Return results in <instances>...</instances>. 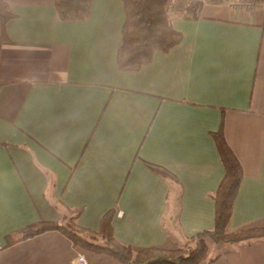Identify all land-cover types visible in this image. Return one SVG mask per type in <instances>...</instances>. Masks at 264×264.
<instances>
[{"label":"crops","instance_id":"obj_1","mask_svg":"<svg viewBox=\"0 0 264 264\" xmlns=\"http://www.w3.org/2000/svg\"><path fill=\"white\" fill-rule=\"evenodd\" d=\"M6 1L16 15L6 38L0 22V264H120L58 230L7 245L63 209H82L94 231L113 210L116 238L136 250L213 229L221 126L244 170L228 229L264 226V2L172 14L183 41L122 71V0H93L69 21L55 0ZM218 254L211 264H264V241Z\"/></svg>","mask_w":264,"mask_h":264},{"label":"trees","instance_id":"obj_2","mask_svg":"<svg viewBox=\"0 0 264 264\" xmlns=\"http://www.w3.org/2000/svg\"><path fill=\"white\" fill-rule=\"evenodd\" d=\"M224 1L208 0L216 4H222ZM254 1L264 2V0ZM92 2L93 0H55L57 16L64 21L84 19L90 14ZM122 2L126 17L122 31V44L117 54L120 70H140L144 64L152 60L155 52H168L183 41V33L173 24L172 14L176 0H122ZM15 15L7 1L0 0L3 38L7 37L6 23ZM213 136L226 170L215 194V227L193 234L185 240L183 245L173 248L151 246L136 250L116 238L113 210L103 216L100 230L94 231L79 224L82 209H63L61 221L41 220L20 228L6 237L7 245L35 237L48 230H58L75 245L96 253L111 255L120 264H200L203 261L211 264L220 256V254L210 256L211 242L245 245L264 241L262 225L247 226L237 231L228 229L244 170L226 140L223 126L213 132Z\"/></svg>","mask_w":264,"mask_h":264},{"label":"rangeland","instance_id":"obj_3","mask_svg":"<svg viewBox=\"0 0 264 264\" xmlns=\"http://www.w3.org/2000/svg\"><path fill=\"white\" fill-rule=\"evenodd\" d=\"M253 1V0H251ZM198 0H176V5L173 14L176 16H191L194 13V8L197 6ZM244 2H249V0H244ZM199 4V3H198ZM224 250V244L210 243V254L217 255L218 252Z\"/></svg>","mask_w":264,"mask_h":264},{"label":"built area","instance_id":"obj_4","mask_svg":"<svg viewBox=\"0 0 264 264\" xmlns=\"http://www.w3.org/2000/svg\"><path fill=\"white\" fill-rule=\"evenodd\" d=\"M200 3L207 2L208 0H198ZM225 2L229 3L234 8H250L254 4V0L249 2H244V0H225ZM4 245L0 243V248H2Z\"/></svg>","mask_w":264,"mask_h":264}]
</instances>
